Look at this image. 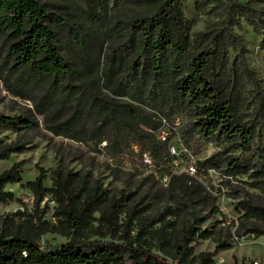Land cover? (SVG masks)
Segmentation results:
<instances>
[{
  "label": "trees",
  "instance_id": "obj_1",
  "mask_svg": "<svg viewBox=\"0 0 264 264\" xmlns=\"http://www.w3.org/2000/svg\"><path fill=\"white\" fill-rule=\"evenodd\" d=\"M194 1L202 13L219 9L214 14H224L222 25L191 37L184 0H0V40L7 46L13 93L33 104L44 128L103 155L116 172L124 165L133 174L151 169L161 179L168 177L169 187L181 180L184 194L199 197L197 203L155 208L134 202L132 194L116 197L77 173L57 167L48 176L38 167L25 184L32 208L0 214V264H216L215 254L232 247L216 226L202 228L206 217L197 205L205 198L187 186L186 174H173L174 157L155 133L158 118L179 117L186 142L200 140L220 149L198 163V174L214 170L234 198L241 193L230 180L258 191L264 200V92L230 31L234 17H244L263 33L264 44V17L235 0ZM122 12L131 16L119 19ZM113 35L119 42L109 53L104 81L80 84L79 73L60 53L61 39L78 48L87 40L83 47L99 60L102 44ZM103 88L128 100L103 98ZM40 127L35 117L0 115V131ZM24 148L0 139V161ZM22 172L18 162L0 173V204L13 199L6 187L21 183ZM48 201L54 204L52 221L46 218ZM235 211L236 231L264 236V204L243 197ZM211 212L219 213L216 207ZM47 234L67 242L43 248ZM201 240H213V250L196 253Z\"/></svg>",
  "mask_w": 264,
  "mask_h": 264
},
{
  "label": "rangeland",
  "instance_id": "obj_2",
  "mask_svg": "<svg viewBox=\"0 0 264 264\" xmlns=\"http://www.w3.org/2000/svg\"><path fill=\"white\" fill-rule=\"evenodd\" d=\"M245 3L258 10L264 17V0H235ZM184 16L191 20L192 26L190 30L191 37L198 32L209 31L222 25L224 14L216 15L215 11L202 13L195 5L194 0H184L182 5ZM57 13L62 12L57 10ZM224 13V12H223ZM130 13L118 14L119 19L130 17ZM223 17V18H222ZM230 31L238 37V42L243 49V55L247 66L254 71L259 82V87L264 92V44H262L263 33L257 31L253 26L241 16H235L230 25ZM119 37L113 35L109 41L102 44L100 49L99 60L97 55L91 56L84 48L88 43L84 40L83 46L78 48L73 41L67 42L61 39L60 53L73 64L74 70L79 73V83L86 81H98L101 84L104 81V70L109 61V53L116 48ZM84 48V49H83ZM81 49V51H79ZM97 49V48H96ZM88 52V53H87ZM97 52V50H96ZM86 53L83 59V54ZM231 57L236 55V50H230ZM4 62V64H3ZM9 58L7 57L6 43L0 40V115L17 117H35L40 122V129L37 131H19L1 130L0 139L3 143L18 142L25 146L22 152L13 153L8 160L0 161V173L9 169L14 163L22 162V182L8 185L6 190L13 194V199L6 205L0 204V214L14 213L17 210H30L33 205V196L25 187L28 181L35 178L37 168L42 167L47 171L54 168H62L66 172L79 174L90 185H99L112 195L119 197L120 195L133 197L134 202L151 203L155 208H160L166 204L181 205L190 201L198 202V196L184 194L182 189L184 184L181 180L175 181L173 186H168V181L164 182L153 170L148 169L141 174H133L128 165L120 168L119 172L113 170L114 166L103 155L97 154L89 150L84 144L65 138L56 136L42 124V117L34 111L33 104L16 96L13 93L15 83L9 77L8 67ZM87 65V69L85 67ZM82 72V74L80 73ZM77 83V82H76ZM100 96L106 99H115L117 101H127L125 97H114L108 90L100 89ZM182 120V119H181ZM158 121H161L158 118ZM87 125L91 122H86ZM182 126L176 132L171 134V143L176 148V154L172 157L177 161V165L173 166L175 175L186 174L190 181L187 186H192L200 190L205 201L197 205V209L206 217L202 228L211 229L216 226V230L220 236L225 239L231 238L232 247L228 250L219 251L215 254L216 264H264V236L253 237L242 236L243 230L236 231L238 225V214L235 211V205L238 200L243 197H249L254 203L264 204L263 198L260 197L258 191L249 188L240 182L230 180L234 188L241 193V197L234 198L230 194V189L224 184L225 179L214 170L206 169L198 174L193 175L186 172L189 165L198 167V163L205 161L220 149L217 147L194 140L186 142ZM245 180V179H243ZM46 187L51 185V181L47 178L44 182ZM47 197L44 198L41 205L43 206ZM49 205L46 218L52 221L53 203L48 201ZM216 207L219 213H212L211 208ZM223 220V224H217ZM237 232L240 236H238ZM67 239L59 235L47 234L42 238V247H56L65 244ZM213 240H201L195 245L196 253L200 251H212L214 248Z\"/></svg>",
  "mask_w": 264,
  "mask_h": 264
},
{
  "label": "built area",
  "instance_id": "obj_3",
  "mask_svg": "<svg viewBox=\"0 0 264 264\" xmlns=\"http://www.w3.org/2000/svg\"><path fill=\"white\" fill-rule=\"evenodd\" d=\"M160 127L158 128V130L156 131V138L158 140H160L161 142H167V147L169 150V153L171 156H174L176 154V148L174 147V145L171 143V134L173 132H176L177 129L181 126L182 121L179 117H172L170 119L167 118H161L160 119ZM105 146V142H102L100 144V147H104ZM134 150L136 151V147H133ZM143 161L144 163H149V159L146 155H143ZM174 165H177V161L174 159L173 161ZM186 172L193 175L197 172V167L193 166V165H189V167L186 169ZM162 181L167 182L168 181V177H163Z\"/></svg>",
  "mask_w": 264,
  "mask_h": 264
}]
</instances>
